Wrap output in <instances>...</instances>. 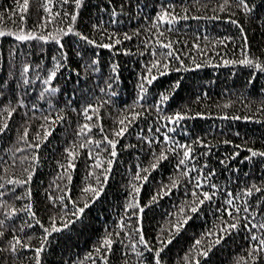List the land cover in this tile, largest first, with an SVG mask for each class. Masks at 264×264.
I'll list each match as a JSON object with an SVG mask.
<instances>
[{
    "label": "snow or ice",
    "instance_id": "1",
    "mask_svg": "<svg viewBox=\"0 0 264 264\" xmlns=\"http://www.w3.org/2000/svg\"><path fill=\"white\" fill-rule=\"evenodd\" d=\"M128 2L130 3L131 0ZM105 3L111 5L104 10L107 14L106 20L102 15H97L93 22V18L89 16V31L96 33L95 36L81 31L78 25L81 10L86 7L85 0H43L42 4L37 0V11H42L43 14L36 17V22L31 25L28 23L30 0H13L15 8H3L0 5V24L5 18L14 23L17 17L19 19L15 30L0 27V37L8 35L15 38L8 46L6 54L0 49V55H6L11 61L9 77L15 85L7 86L9 82L6 79L4 81L6 87L0 91V97H11L0 107V134L6 133L9 129V120L13 118L14 113L28 107V90L33 87V81L40 85L36 95L37 101H44L48 109V114L41 117L45 123L40 124L41 131L35 132L32 142L28 141L31 124L25 119L28 112H24L21 121L17 122L16 129L20 132L16 143L22 142L21 147L15 148L11 154V162H4L3 168L0 169V217H2L0 218V264H43V255L51 243L52 235L67 229L69 225L75 226L73 222H79L89 205L105 193V187L118 156L117 145L120 138L124 137L138 120L145 118H147L145 127L149 135H145L143 130L132 129L138 138L139 155L131 165L135 171L128 182L129 191L121 205L122 214L119 215L112 230L106 228L91 249L84 254L87 257V264H111L112 257L123 258L124 264H130L129 252L132 254L133 264H167L163 255L165 246L172 243L175 236L185 229L190 220L198 218L201 211L212 207L217 196L223 197L224 203H216V211L213 214L215 219L211 228L193 239L183 254L182 264H202L203 258L210 259L215 247L232 239L241 229L246 247L243 248L242 254L234 259L233 264H264V196L257 199L254 195L264 193V180L257 182L247 177L244 180L237 177V183L233 184L231 176L235 173L232 172L225 178L227 183L218 182L217 168L210 163L213 140L208 133L203 135L189 133V129L182 123L190 117L213 115L246 121L264 119V102L258 103L255 107V112L259 116L246 114L230 117L228 111L220 110L221 105L216 106L215 112L207 109L193 112L187 106H184V110L168 112L164 104L170 99L171 91L179 86L180 81H174L169 90L158 93H152L151 87L162 72L173 70V59L181 67H186L181 56H189V52L178 50L174 47V43L187 44L189 40L174 41L163 37L165 32L171 34L179 21L188 19L189 8L181 3L178 12L176 3L162 2L154 17L143 16L150 25L147 26V33L151 35L155 29L158 35L152 36L151 40L145 36L141 47L133 52L131 47H119V45L133 38L139 40L142 35L141 28L135 27L123 32L117 30L120 24L119 17L124 14L128 4L124 3V0H105ZM136 7L139 10V3ZM200 7L206 8L207 5L201 4ZM215 8L221 12L241 10L244 18L254 22L259 17L260 23L264 25V15L257 11L258 5L253 0H223ZM97 11L98 13L100 11L99 5ZM216 19L221 17L217 16ZM223 19L235 24L238 32L245 33V27L240 20H234L232 15H225ZM199 34V32L195 33L196 36ZM73 38L76 39L75 47L70 42ZM234 39V36L229 35L224 39L217 38L213 43L224 44ZM247 41L248 37L244 34L240 45V56L231 59L225 56L223 63L243 65L248 70L251 80L257 74H264V51L256 55L251 51ZM191 43L197 50L208 47L207 44L202 46L195 39H192ZM50 45L55 46V53L50 54V64H47L44 62L43 54L50 52ZM87 45L93 47L88 49ZM26 46H31L33 52L39 48L40 62L33 61L31 55L24 51ZM97 48L110 49L114 54L123 53L129 57L133 54L142 56V48L143 53L148 54L135 74V99L131 105H125L119 110L123 118H118L108 131H105L101 123L99 113L105 105L111 106L115 103L117 93L112 89L114 86H119L121 81V63L114 56L102 61L96 53ZM70 53L84 60L89 74H96L99 80L103 81L104 87L98 85L97 87L101 93H105V99L94 96L93 102H89V93L83 89L80 94L73 91L67 97L64 96L61 85L56 81L58 75H62V70L70 67ZM17 63H19L18 71L15 67ZM102 64L107 67V72L101 68ZM193 66L199 67L195 62ZM256 70H259V73ZM72 96L76 99L73 100ZM54 100L56 105L63 107H55ZM197 100H200V97H197ZM232 104L233 101L229 99L223 107L226 109ZM38 107L37 102L31 103L33 117L36 116L35 110ZM243 107L249 112L252 110L250 103L243 104ZM53 111L57 113L55 116L52 115ZM69 112L75 113L77 118L73 120ZM80 117L83 118V122H80ZM148 119L151 123L147 122ZM61 123L75 124L74 139L63 146L60 158L54 160V175L48 186L44 188L45 200L53 206L51 215L47 216L48 223L45 224L35 206L32 181L43 163L41 146L49 139L52 130ZM94 128L98 129L99 138L93 136ZM161 129H163L162 138ZM180 132L185 133L183 138H178L177 133ZM236 135L239 136L240 133L237 132ZM222 143L232 144L233 141L224 140ZM122 147L133 146L124 144ZM237 147L247 148L249 155L245 157L246 160H254L256 157L264 160V148L248 147L247 142ZM199 148H203L204 151H200ZM82 150H86L83 160L86 174L83 176L80 195L73 199V172L77 168L76 162L81 159ZM17 152L22 154L17 157ZM101 152L107 155L101 156ZM238 155L237 151H233L220 163L228 164L232 157ZM141 156L148 158L146 164L141 160ZM169 160L174 162L168 180L152 181L154 191L147 202L141 204L139 194L143 185L149 182L153 171ZM177 187L183 189L185 199L180 200L175 206V212L166 214L169 219L159 226L155 239L150 241L146 238L142 223L145 209L150 210V206H154L163 197L172 195ZM250 198L254 200V204L249 203ZM68 202L72 209L70 214L67 212ZM33 226H36V230ZM115 244H119L120 248L115 249L113 247ZM25 251L30 255L25 256ZM69 264H85V261L70 259ZM204 264H207V259H204Z\"/></svg>",
    "mask_w": 264,
    "mask_h": 264
},
{
    "label": "trees",
    "instance_id": "2",
    "mask_svg": "<svg viewBox=\"0 0 264 264\" xmlns=\"http://www.w3.org/2000/svg\"><path fill=\"white\" fill-rule=\"evenodd\" d=\"M162 2L176 3L178 12L180 11L179 5L181 3L189 8L188 19L179 21L171 34L169 32L164 33L163 38L165 39H172L174 41L177 39L180 41L189 40L187 44L182 42L174 43V47L178 50L182 49L189 52V56H181L186 67H181L173 59V70L162 72V75L157 78L151 87L152 93H158L169 90L174 81H180L179 86L171 91L170 99L164 104V108L168 112H173L177 109L184 110V106H187L193 112L206 109L215 112L217 111L216 106L221 105L220 110L228 111L230 117L246 114L259 116L255 112V107L258 103L264 102V74H257L254 79L250 80L248 70L243 65H228L223 63L225 56L229 59L240 56V45L244 34L248 37L247 43L250 45L253 53L259 55L261 51H264V25L260 23L259 17L254 22H251L249 19L243 17L241 10L233 9L232 12H221L215 6L223 2V0H131L130 3L128 0H124V3L128 4V6L125 8L124 14L119 17L120 24L117 26V30L123 32L131 28L140 27L142 35L139 40L133 38L131 41H124L119 47H131L133 52H135L136 48L141 47V42L145 39V36L151 40L152 36L158 35L155 29H153L151 35L147 33V26L150 25L143 19V16L154 17L155 12L159 11ZM253 2L258 5L257 11L261 15H264V0H253ZM38 3L42 4L43 0H38ZM137 3H139V10L136 7ZM85 4L86 7L82 8L81 15L78 18V25L81 31L95 36L97 35L96 33L89 31V16L93 18V22H95L97 15H102V18L106 20L107 14L104 10L111 5L106 4L105 0H85ZM201 4H205L207 7L201 8ZM0 5L3 8H15L13 0H0ZM98 5L100 9L99 13L97 11ZM29 14V25L35 23V18L43 14L42 11H37V0H30ZM225 15H232L234 20H240L241 24L245 27V33L238 32L235 24L230 23L227 19H223ZM217 16H220L221 19H216ZM18 23V17L15 19V23L5 18L0 27L15 30ZM197 32L200 33L198 36L195 35ZM229 35L234 36L235 39L226 41L224 44L213 43V40L217 38L224 39ZM14 39V37L8 35L0 37V49L5 54L7 53L8 46L13 43ZM192 39H195L202 46L207 44L208 47H202L200 50H197L195 45L191 43ZM70 42L75 47L76 39L73 38ZM92 47V45H87L88 49ZM24 51H27L31 55L33 61L40 62L38 60V57L41 56L39 48L33 52L31 46H26ZM141 52L142 56L133 54L129 57L123 53L114 54L110 49H96V53L102 61H106L110 56H114L121 63V81L119 86H114L112 89L113 92L117 93L115 103L111 106L105 105V107L100 109L99 113L105 131L111 129L118 118H123L119 110L123 109L125 105H131L135 99V74L144 63V58L148 57L147 53H143L142 48ZM201 52L204 54L202 55ZM54 53L55 46L50 45V52L43 54L44 62L50 64V54ZM76 61H79V63ZM193 62L199 65V67L193 66ZM10 63L11 61L7 59L6 55H0V91L6 87L4 85L6 79L9 82L7 86H15L11 77H9ZM69 65L70 67L62 70V75H58L56 81V83L61 85L65 97L73 91L80 94L83 89L89 93V102H93L94 96L105 99V93H101L97 87V85L104 87L103 81H100L96 74H89L84 60H80L79 57L70 53ZM15 67L18 71L19 63ZM101 68L105 72L108 71L104 64L101 65ZM256 71L259 73V70ZM39 90V83L33 81V87L28 90V107L26 109L21 108L17 113H14L13 118L9 120V129L6 133L0 134V169L3 168L4 162H11V154L15 148L21 147L22 142L16 143L17 137L20 134L16 129L18 127L17 122L21 121V116L24 112H28V116L25 119L29 120L31 124L28 135L29 142L34 140L36 131H41L40 124L45 123L41 117L48 114V109L44 101H37L36 99ZM197 97H200V100H197ZM7 99H11V97H0V107L7 102ZM72 99L75 100L76 97L72 96ZM229 99L233 101V104L225 109L223 105ZM33 102H37L39 105L38 109L35 110V117L31 115L33 111L31 103ZM245 103L251 104V112L243 107ZM53 104L55 107H63V105H56L55 100ZM56 114L55 111L52 112L53 116ZM126 114L125 112L124 115ZM69 115L73 120L77 118L75 113L69 112ZM146 119L138 120L136 124L132 125L129 132L120 138V142L117 145L118 156L114 162L108 184L105 187V193L89 205L79 222H73L75 226L69 225L67 229L52 235L51 243L43 255V264H69L70 259H83L85 264H87V257L84 254L91 249V246L104 233L106 228L109 231L112 230L114 223L118 221L119 215L122 214L121 205L129 191L128 182L132 179V174L135 171L131 165L135 157L139 155L137 151L139 148L138 138L132 129H135V131L143 130L145 135H149L150 133L145 127ZM80 122H83L82 117H80ZM147 122L151 123V120L148 119ZM182 123L184 127L189 129V133L195 132L200 135L208 133L209 137L213 140L210 163L217 168L218 182L221 184L227 183L225 178L229 177L232 172L235 173L234 176H231L233 184L237 183V177L240 180H244L247 177L249 180H256L257 182L264 180V160H261L259 157H256L254 160H246L245 157L249 155L247 148L237 147L247 142L248 147L264 148V119L246 121L243 119H225L222 115H213L190 117ZM221 125H223V128H221ZM74 129L75 124L72 123L58 124L40 149L43 163L33 177L32 187L38 215L45 224L48 223L47 216L51 215L53 206L45 200L46 193L44 188L48 186V182L54 175V160L60 158L63 146L74 139ZM92 132L95 138L100 137L98 129L94 128ZM162 132L163 129H161L160 133L161 138ZM237 132L240 133L239 136L236 135ZM177 136L178 138H183L185 133H177ZM224 140H232L233 143H222ZM124 144H129L133 147L123 148L122 145ZM199 150L204 151L203 148H199ZM97 151L99 150L97 149ZM233 151H237L239 155L232 157L228 164L220 163V161L224 160L225 156L230 155ZM21 154L17 152L16 156L18 157ZM104 155H107V153L101 152V156ZM85 156L86 150H82L81 159L76 162L77 168L73 172V199L80 195L79 190L83 187V176L86 174L83 162ZM141 160L145 164L148 162V158L143 156H141ZM173 162L169 160L167 163H162L157 170L151 173L149 182L143 185L139 194L141 204L146 203L154 191L152 181L168 180ZM229 186L231 187V185ZM254 195L257 199H260L264 196V193ZM188 198L190 199V195ZM182 199H185V193L181 187H177L173 190L172 195L163 197L154 206H150V210L145 209L142 223L146 238L150 241L155 239V233L159 230V226L169 219L166 214L175 212V206ZM217 202L224 203V198L217 196L212 207L201 211L198 218L190 220L185 229L175 236L172 243L165 246L163 255L167 264H182L183 254L187 251L193 239L203 231L211 228L212 222L215 219L213 214L216 211ZM68 203L69 208L67 212L70 214L72 209L70 202ZM249 203L254 204V200L250 198ZM33 227L36 230V226ZM37 234H39L38 230ZM113 247L119 249L120 245L115 244ZM244 247H246V243L243 230L241 229L232 239H228L226 243L215 247L210 254V259L203 258L202 264H204V259H207V264H233L234 259L242 254ZM24 255L27 256L30 253L25 251ZM128 261L130 264H133L130 252L128 253ZM111 264H124L123 258L112 257Z\"/></svg>",
    "mask_w": 264,
    "mask_h": 264
}]
</instances>
